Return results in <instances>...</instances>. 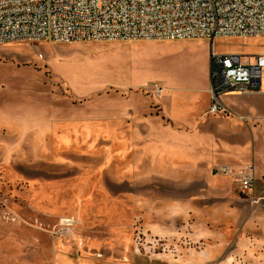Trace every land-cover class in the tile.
<instances>
[{"label":"rangeland","instance_id":"1","mask_svg":"<svg viewBox=\"0 0 264 264\" xmlns=\"http://www.w3.org/2000/svg\"><path fill=\"white\" fill-rule=\"evenodd\" d=\"M212 43L264 54V36ZM210 47L0 44V264H264V231L191 215L189 163L164 142L169 120L189 123L184 103L207 82Z\"/></svg>","mask_w":264,"mask_h":264},{"label":"built area","instance_id":"2","mask_svg":"<svg viewBox=\"0 0 264 264\" xmlns=\"http://www.w3.org/2000/svg\"><path fill=\"white\" fill-rule=\"evenodd\" d=\"M264 36V0H0V44L24 39L211 41L209 113L225 111L223 96L261 90L264 54L216 53L219 37ZM163 89L158 88V93ZM243 190L253 188V164L213 168Z\"/></svg>","mask_w":264,"mask_h":264},{"label":"crops","instance_id":"3","mask_svg":"<svg viewBox=\"0 0 264 264\" xmlns=\"http://www.w3.org/2000/svg\"><path fill=\"white\" fill-rule=\"evenodd\" d=\"M209 87L207 75L203 87L189 88V103H184L189 109V123L177 117L163 126V133L169 135L164 142L171 144L167 151L189 163L191 215L219 226L241 224L245 231L250 227L264 231V79L258 92L224 95L225 111L217 114L209 113ZM173 106L179 114L183 102L175 100ZM248 164L256 171L250 190L213 171L216 166L238 168ZM213 208L215 215L211 214Z\"/></svg>","mask_w":264,"mask_h":264},{"label":"bare ground","instance_id":"4","mask_svg":"<svg viewBox=\"0 0 264 264\" xmlns=\"http://www.w3.org/2000/svg\"><path fill=\"white\" fill-rule=\"evenodd\" d=\"M144 142V141H143ZM121 144H122V142H121ZM57 147V146H56ZM11 170V169H10Z\"/></svg>","mask_w":264,"mask_h":264}]
</instances>
